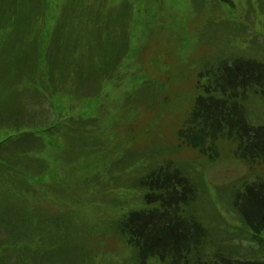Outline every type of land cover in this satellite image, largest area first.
I'll use <instances>...</instances> for the list:
<instances>
[{
	"label": "rangeland",
	"instance_id": "obj_1",
	"mask_svg": "<svg viewBox=\"0 0 264 264\" xmlns=\"http://www.w3.org/2000/svg\"><path fill=\"white\" fill-rule=\"evenodd\" d=\"M117 6L119 10L113 9ZM262 6L264 0H93L85 12L57 10L53 19L39 17L36 32L30 34L38 35L39 48L45 44V30L51 32L57 25L63 43L68 35L87 41L90 33L85 30L94 28L110 33L113 48L122 52L115 68L110 65L98 76L90 73L84 81L79 73L90 59L76 53L69 67L79 72L77 86H71L64 78L67 72L60 69V95L67 112L75 116L64 123L56 117L49 97L54 80L44 82L42 73L33 76L27 65L31 45L19 40V33H11L17 43L14 47L20 46L22 52L17 72L7 68L11 51L0 54V67L6 69L0 73L4 101L0 102V176L6 177L2 166L15 170L13 164L20 162L27 182L20 178L18 191L28 184L27 200L32 199L46 217L60 219L55 232L42 236L48 238L43 251L53 252L39 264H137L133 248L116 226L119 216L142 201L130 179L138 177L141 165L149 162L142 157L148 153L155 155L153 165L168 160L193 184V204L208 230L205 238L210 247L202 250L207 260L214 261L216 249L233 260L264 259V249L259 250L261 245L254 238L261 237L264 244V231L258 234L246 227L229 202L245 182L264 181V162L240 157L235 141L219 138L215 156L210 157L209 149L189 147L177 135L198 93L199 75L207 66L238 49H245L238 55L264 62L263 13L257 15ZM126 7L131 11L128 21L120 12ZM31 20L29 13L26 24ZM55 38L56 34L52 44ZM87 50L92 52L90 46ZM92 62L105 64L96 58ZM254 97L246 104V114L257 125L264 122V98ZM53 118L54 129L62 125V130L44 131ZM127 152L130 158L125 161ZM39 179L41 185H35ZM15 193L8 185L0 186V207L16 218ZM207 214L216 215L220 225L208 222ZM5 236L0 228V239ZM60 245L63 253L55 251ZM201 257L206 259L205 254ZM146 263L163 264L154 258Z\"/></svg>",
	"mask_w": 264,
	"mask_h": 264
},
{
	"label": "trees",
	"instance_id": "obj_2",
	"mask_svg": "<svg viewBox=\"0 0 264 264\" xmlns=\"http://www.w3.org/2000/svg\"><path fill=\"white\" fill-rule=\"evenodd\" d=\"M92 3L93 0H66L63 4L57 0H0V54L3 50L7 53L11 51L9 58L11 66H7V68L11 72H17V69L20 68L16 64L19 62L18 57L22 50L20 46L14 47L17 44L14 41V36L10 38L11 33L14 35L19 33V40L24 44H30L32 48L27 64L30 67L29 70L33 76L42 73L41 77L43 80L45 79L44 82L49 79L54 80L56 88L53 85L50 87L49 97L51 105L54 101L61 111L66 110V106L60 95L62 88H60L57 79L60 69L61 72H67L64 76L65 80L71 86H77L79 74L84 81L90 73L98 76L106 73L105 70L110 65L115 68L122 53L121 48L118 50L113 48L115 41L110 33L102 30L98 33L94 28L89 31L85 30L90 33L88 39L92 41H88V39L79 41L78 37L70 38L68 35L63 43L64 36L59 35L56 25L54 29L52 27L51 32L45 30L43 34L45 44L41 48H39L38 35L30 34L37 28L39 17L50 16L53 19V14L57 10L60 12H85ZM113 9L119 10L118 6ZM257 9V15L263 13V17L260 18L262 22L264 6ZM120 12L128 21L131 13L129 8H122ZM29 13L32 20L28 25L26 16ZM98 17H95L94 23L98 22ZM81 21L83 20L81 19ZM48 22H46V28ZM55 34L56 42L52 44ZM89 46L92 49L90 54L87 50ZM243 50L245 49L230 52L227 58L223 57L217 60L207 66L203 73H200L197 81L198 93L194 98L189 116L184 125L178 129L177 135L189 147L199 148L201 151L209 149L210 157L215 156L213 151L219 138L235 141V153L240 157L249 161L264 162V122L254 125L248 121L246 114V104L250 99L256 98L254 97L256 95L264 98V62L255 57L238 55ZM262 50L264 55V49ZM76 53L78 56L84 53L87 55L86 58L90 59L86 63L87 68L83 73H79L77 69L74 70L72 66L69 67L73 64ZM39 58L44 59L41 61ZM93 58L105 64H94ZM104 58L109 60L105 62ZM63 66H66L65 71ZM5 72V66H1L0 73ZM34 85L36 86L37 82H34ZM14 97L15 94L11 95L8 101ZM0 102L4 103L2 99ZM73 114L72 112L64 114L65 120L62 123L75 118ZM62 127L59 125L54 129V126H48L46 131H51V133L57 130L61 131ZM128 153L124 154L125 161L130 158ZM154 156L153 153L142 156L149 159V162L141 165L138 177L130 179V186L139 190L141 203L138 206L129 207L125 214L119 216L116 226V230L133 248L137 264H147V259L152 258L163 264H264V259L233 260L228 256L220 255L217 249L213 252L214 261L211 263L212 259L207 260V253L202 250L210 247V243L205 238L208 230L203 225L202 217L200 213H197L193 204L194 196L190 179L183 175L182 169L179 171L183 174L171 167L168 160L153 165L154 159L152 158ZM134 159L132 158L131 161ZM130 162L125 165V168L130 167ZM19 163L13 165L20 171L2 166L4 170L2 172L6 174V177L0 176V186L8 185L16 192L14 204L17 205L16 218L11 216V211L9 215H6L5 210L0 207V217L3 219L0 228H3L6 233V238L0 239V264H39L53 252V250L43 251V245L48 238H42V236L48 234L49 231L55 232L60 219L46 217L42 211L33 206L32 199L27 200L24 191H27L28 184L18 191L19 184L17 182L20 178H24L25 171L24 165ZM145 168L147 169L144 170ZM122 169L124 170V167ZM9 174L12 176L10 177ZM114 179L110 178L109 180L114 182L116 181ZM23 181L27 182L26 179ZM34 184L41 185L40 179ZM229 202L237 208L246 227L258 234L264 231V181L245 182L241 190L233 193V198ZM207 216H209L208 222L215 226L220 225L216 215L207 214ZM246 227L245 229H247ZM254 238L261 245L259 250L264 249L261 237L257 238L254 235ZM63 248V245L57 246L55 251L63 253ZM202 254H205L206 259L201 257Z\"/></svg>",
	"mask_w": 264,
	"mask_h": 264
}]
</instances>
